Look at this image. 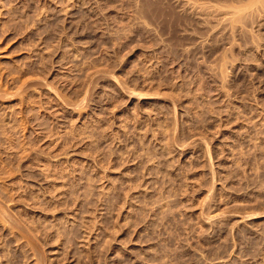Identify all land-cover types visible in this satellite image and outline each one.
Segmentation results:
<instances>
[{"label": "rangeland", "instance_id": "374dc122", "mask_svg": "<svg viewBox=\"0 0 264 264\" xmlns=\"http://www.w3.org/2000/svg\"><path fill=\"white\" fill-rule=\"evenodd\" d=\"M0 264H264V0H0Z\"/></svg>", "mask_w": 264, "mask_h": 264}]
</instances>
